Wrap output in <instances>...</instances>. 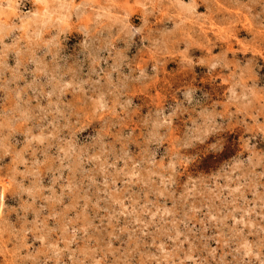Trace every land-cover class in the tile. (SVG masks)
Masks as SVG:
<instances>
[{
    "label": "rangeland",
    "instance_id": "374dc122",
    "mask_svg": "<svg viewBox=\"0 0 264 264\" xmlns=\"http://www.w3.org/2000/svg\"><path fill=\"white\" fill-rule=\"evenodd\" d=\"M0 264H264V0H0Z\"/></svg>",
    "mask_w": 264,
    "mask_h": 264
}]
</instances>
